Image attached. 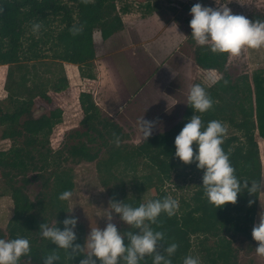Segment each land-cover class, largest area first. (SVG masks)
<instances>
[{
    "label": "trees",
    "instance_id": "trees-1",
    "mask_svg": "<svg viewBox=\"0 0 264 264\" xmlns=\"http://www.w3.org/2000/svg\"><path fill=\"white\" fill-rule=\"evenodd\" d=\"M129 5L126 0H0V66H7L6 71L0 68V92L2 85L6 92L0 99V138L10 142L7 149H0V176L13 204L12 216L5 230L0 229V238L22 236L29 240L30 252L22 255L18 264H43V257L53 251L60 258L55 264H79L83 258V253L70 256L67 250L56 248L38 232L44 222L64 227L62 221L69 215L58 196L72 174L68 165L82 161H95L98 181L114 200L133 206L150 189L155 190L151 199H176L178 207L172 216L162 212L156 223L149 225L164 233L157 251L177 243L171 264H182L186 255H198L202 264H238L234 241L253 240L259 190L249 193L244 189L234 204L216 208L204 195L203 170L195 161L184 164L174 156V138L193 115L188 101L175 125L130 145L125 143L129 135L123 128L102 116L92 95L83 91L79 94V128L67 134L59 149L48 148L53 129L62 123L63 111L53 107L34 116L36 99L68 89L63 63L78 66L84 75L83 68L91 66L96 56L94 30L107 41L123 29L121 14H126ZM262 19L252 16V20ZM37 22L41 27L33 32L31 26ZM74 26L80 30L73 32ZM188 42L194 47L193 60L198 68L220 74L206 89L212 107L196 114L201 116L203 126L213 119L226 123L221 147L235 175L241 181L261 182L257 139L264 141V70L232 77L227 70L228 53L198 45L191 32ZM95 146L104 149L102 156L98 157L99 148ZM193 150L195 154V143ZM33 152L44 156L45 163L28 164L26 158ZM191 175L198 176V181L190 193L177 196L176 191L166 189L171 185L182 190ZM33 182L39 190L32 200L27 190ZM128 231L136 229L129 225L123 233ZM74 243L82 245L79 237ZM140 264H152L151 256H145Z\"/></svg>",
    "mask_w": 264,
    "mask_h": 264
},
{
    "label": "rangeland",
    "instance_id": "rangeland-1",
    "mask_svg": "<svg viewBox=\"0 0 264 264\" xmlns=\"http://www.w3.org/2000/svg\"><path fill=\"white\" fill-rule=\"evenodd\" d=\"M126 1H130V5L126 14H121L124 26L121 31L105 42L101 40L99 31L94 30L96 56L91 66L83 68L85 76L78 67L68 66L65 68L68 89L61 93L50 92L36 99L34 116H39L53 107H60L63 111L62 123L55 126L50 137L48 148L51 151L59 149L67 134L79 128L82 118L79 94L83 91L92 95L102 116L115 121L123 128L129 135L125 143L130 145H138L144 140L137 129L138 117L143 115L149 120L156 119V126L150 136L168 130L181 119L189 88L199 83L206 90L220 77L217 71L203 70L194 63V47L188 42V34L191 32L189 10L195 3L209 7L227 3L226 6L234 14L243 15L250 20L253 15L264 17V0ZM155 6L156 9L153 8ZM227 66L232 77L242 73L250 76L256 70H264V46L255 49L244 47L238 55L229 54ZM88 73L92 76L87 77ZM257 141L262 165L261 181H264V150L261 148L264 142L259 138ZM9 146L8 140L0 138V149H7ZM96 148H99L98 157L102 156L104 149ZM31 156L26 158V162L31 166L45 163V157L38 152H33ZM68 167L72 169V174L65 190H70L72 197L66 201L62 200V206L67 215L77 218L75 233L83 246L91 227L103 228L109 222L108 214L112 213V209L108 203L114 199L107 189L100 185L95 161L70 163ZM197 177L189 176L182 190H175L171 185L166 186V189H169L170 193L176 191L177 196L188 194L198 181ZM38 190L36 182L28 186L27 192L32 200ZM154 195V189L148 190L139 196L138 203L133 206H138ZM12 210L10 194L0 176L1 230H5ZM261 213H264V191H259L254 224L259 222ZM110 222L114 223L122 234L123 229L129 226L115 213H112ZM257 244V241L249 242L241 238L234 241L238 264H264V257L257 255L255 251Z\"/></svg>",
    "mask_w": 264,
    "mask_h": 264
},
{
    "label": "clouds",
    "instance_id": "clouds-1",
    "mask_svg": "<svg viewBox=\"0 0 264 264\" xmlns=\"http://www.w3.org/2000/svg\"><path fill=\"white\" fill-rule=\"evenodd\" d=\"M218 7L204 6L197 2L190 8L191 19L189 27L191 36L198 45H208L212 52L238 55L242 48H260L264 46V20H250L249 18L234 14L227 3H218ZM33 32L39 30L41 25L32 24ZM78 32V27L71 29ZM227 83V81H225ZM188 105L193 115L174 138V156L184 164L196 162V167L202 169V186L204 195L216 208L227 203H235L238 194L247 189L249 193L264 191V181H241L235 175V170L229 161L228 154L221 147L227 126L225 122L217 119L202 125L201 116L212 107L213 100L205 88L193 84L187 93ZM137 129L143 139L148 138L154 127L156 119H146L143 115L137 118ZM119 142L118 139L116 141ZM195 143V154L193 144ZM72 197L70 190L59 193L60 200H69ZM252 201H249V205ZM112 213L118 214L121 221L139 231L120 233L117 226L110 222L112 213L108 214V221L103 228L94 226L86 237L85 244L74 243L77 240L75 228L77 218L68 216L62 221L64 227L58 228L44 222L39 225V235L51 241L56 248L65 249L68 254L83 253L79 264H140L145 256H151L152 264H171L170 257L175 253L178 245L171 242L163 249L157 251V245L163 240L164 233L153 230L149 225L156 223L157 217L162 213L172 216L178 207V202L171 196L161 199H149L132 206L124 201L109 200ZM251 236L258 244L255 247L257 255L264 257V213L260 214L259 222L254 224ZM125 240L127 243H125ZM30 252L29 240L22 236L14 239L0 238V264H18L19 258L27 256ZM60 258L53 251L43 257V264H55ZM182 264H202L198 255H186Z\"/></svg>",
    "mask_w": 264,
    "mask_h": 264
},
{
    "label": "crops",
    "instance_id": "crops-1",
    "mask_svg": "<svg viewBox=\"0 0 264 264\" xmlns=\"http://www.w3.org/2000/svg\"><path fill=\"white\" fill-rule=\"evenodd\" d=\"M110 39V38H109ZM108 39V40H109ZM107 40V41H108ZM106 42V41H105ZM68 66H70V67H78V66H76V65H73V64H68V63H63V67H64V71H65V74H66V70H65V68L66 67H68ZM1 67H3L4 69H5V71H6V67L7 66H0V68ZM66 77H67V74H66ZM68 79V78H67ZM5 96H6V92L4 91V89H3V85H2V89H1V92H0V99H3V98H5ZM264 142V141H263ZM260 147V146H259ZM263 161V160H262Z\"/></svg>",
    "mask_w": 264,
    "mask_h": 264
},
{
    "label": "bare ground",
    "instance_id": "bare-ground-1",
    "mask_svg": "<svg viewBox=\"0 0 264 264\" xmlns=\"http://www.w3.org/2000/svg\"><path fill=\"white\" fill-rule=\"evenodd\" d=\"M261 148L262 150H264V143L261 144ZM263 154H264V151H263Z\"/></svg>",
    "mask_w": 264,
    "mask_h": 264
}]
</instances>
